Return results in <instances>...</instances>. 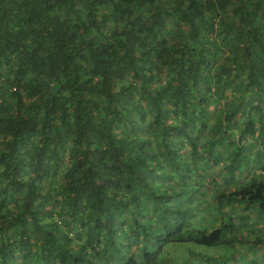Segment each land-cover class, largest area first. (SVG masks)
<instances>
[{
  "label": "trees",
  "instance_id": "trees-1",
  "mask_svg": "<svg viewBox=\"0 0 264 264\" xmlns=\"http://www.w3.org/2000/svg\"><path fill=\"white\" fill-rule=\"evenodd\" d=\"M172 243L264 264V0H0V264Z\"/></svg>",
  "mask_w": 264,
  "mask_h": 264
},
{
  "label": "rangeland",
  "instance_id": "rangeland-1",
  "mask_svg": "<svg viewBox=\"0 0 264 264\" xmlns=\"http://www.w3.org/2000/svg\"><path fill=\"white\" fill-rule=\"evenodd\" d=\"M235 256V251L223 246L172 243L168 245L162 258L167 261L166 264H223L224 261V264H233L232 258Z\"/></svg>",
  "mask_w": 264,
  "mask_h": 264
}]
</instances>
